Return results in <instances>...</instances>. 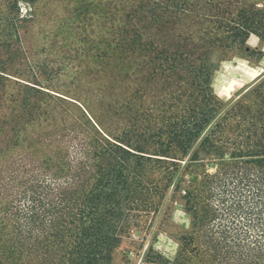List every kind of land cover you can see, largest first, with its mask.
I'll return each mask as SVG.
<instances>
[{"label":"trees","instance_id":"1","mask_svg":"<svg viewBox=\"0 0 264 264\" xmlns=\"http://www.w3.org/2000/svg\"><path fill=\"white\" fill-rule=\"evenodd\" d=\"M37 2L0 0V264H114L177 206V257L139 264H264V74L227 107L211 86L218 51L264 41V7L140 0L86 107L26 62Z\"/></svg>","mask_w":264,"mask_h":264},{"label":"rangeland","instance_id":"2","mask_svg":"<svg viewBox=\"0 0 264 264\" xmlns=\"http://www.w3.org/2000/svg\"><path fill=\"white\" fill-rule=\"evenodd\" d=\"M241 1L264 7V0ZM138 2L140 0H38L34 17L25 22L28 31L24 40L26 62L32 64L37 73L58 80L54 90L61 94L57 95L88 107V100L114 91L109 88L111 81L107 74L110 70L106 74L103 61L97 58V47L101 43L114 44L120 30L128 23L126 15ZM214 66L211 86L227 107L264 74V41L251 35L242 47L218 51ZM189 225V215L182 206H177L169 227L148 236L142 251L139 247L134 249L131 240L124 241L115 254L114 264H139L147 245L175 259L180 246L178 239Z\"/></svg>","mask_w":264,"mask_h":264}]
</instances>
